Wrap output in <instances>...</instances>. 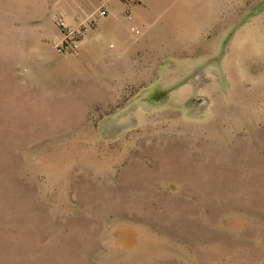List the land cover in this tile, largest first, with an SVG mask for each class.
<instances>
[{"label":"rangeland","instance_id":"obj_1","mask_svg":"<svg viewBox=\"0 0 264 264\" xmlns=\"http://www.w3.org/2000/svg\"><path fill=\"white\" fill-rule=\"evenodd\" d=\"M76 1L0 0V264H264V0Z\"/></svg>","mask_w":264,"mask_h":264},{"label":"crops","instance_id":"obj_2","mask_svg":"<svg viewBox=\"0 0 264 264\" xmlns=\"http://www.w3.org/2000/svg\"><path fill=\"white\" fill-rule=\"evenodd\" d=\"M175 4V0H77L73 7L75 16L71 17V21L85 28L86 35L83 33L82 42L86 41L87 34L92 30L91 25L96 31L104 32L107 29L125 38L129 36V27L131 30L132 27L139 29L136 34H141L156 19L167 17ZM101 6L106 7L107 14L99 17L97 12ZM67 26L77 29L71 24Z\"/></svg>","mask_w":264,"mask_h":264},{"label":"built area","instance_id":"obj_3","mask_svg":"<svg viewBox=\"0 0 264 264\" xmlns=\"http://www.w3.org/2000/svg\"><path fill=\"white\" fill-rule=\"evenodd\" d=\"M107 14L106 7H102L98 10L97 15L99 17L105 16ZM62 29V38L56 45L59 52H65L67 50L78 52L80 50V41L84 33V28L71 29L67 26L64 20L60 21ZM135 33H139V29L132 27Z\"/></svg>","mask_w":264,"mask_h":264},{"label":"bare ground","instance_id":"obj_4","mask_svg":"<svg viewBox=\"0 0 264 264\" xmlns=\"http://www.w3.org/2000/svg\"><path fill=\"white\" fill-rule=\"evenodd\" d=\"M245 31L244 32H246V33H250L251 31H247L246 29H244Z\"/></svg>","mask_w":264,"mask_h":264}]
</instances>
